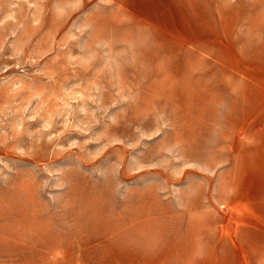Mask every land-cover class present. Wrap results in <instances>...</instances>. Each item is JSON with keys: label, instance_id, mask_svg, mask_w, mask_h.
I'll return each instance as SVG.
<instances>
[{"label": "rangeland", "instance_id": "374dc122", "mask_svg": "<svg viewBox=\"0 0 264 264\" xmlns=\"http://www.w3.org/2000/svg\"><path fill=\"white\" fill-rule=\"evenodd\" d=\"M0 264H264V0H0Z\"/></svg>", "mask_w": 264, "mask_h": 264}, {"label": "bare ground", "instance_id": "6f19581e", "mask_svg": "<svg viewBox=\"0 0 264 264\" xmlns=\"http://www.w3.org/2000/svg\"><path fill=\"white\" fill-rule=\"evenodd\" d=\"M57 33H58V32H57ZM149 111H150V110H149ZM141 117H142V116H141ZM236 135H237V134H236ZM174 136H175V135H174ZM109 137H110V136H109ZM175 144H176V143H175ZM178 146H179V145H178ZM118 148H119V147H118ZM124 149H125V148H124ZM123 161H124V159H123ZM122 165H123V164H122ZM122 168H123V167H122ZM122 168H121V169H122Z\"/></svg>", "mask_w": 264, "mask_h": 264}]
</instances>
